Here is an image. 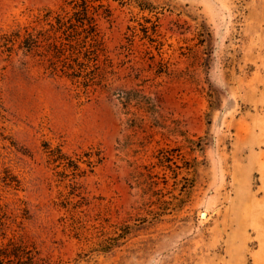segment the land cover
<instances>
[{
	"label": "rangeland",
	"instance_id": "374dc122",
	"mask_svg": "<svg viewBox=\"0 0 264 264\" xmlns=\"http://www.w3.org/2000/svg\"><path fill=\"white\" fill-rule=\"evenodd\" d=\"M63 1L0 0V35ZM105 3L114 88L140 85L204 150L133 128L112 92L80 96L0 52L1 233L37 248L40 264H264V0ZM154 25L162 55L143 38ZM162 60L169 74H157ZM46 144L79 158L82 176L52 163Z\"/></svg>",
	"mask_w": 264,
	"mask_h": 264
},
{
	"label": "trees",
	"instance_id": "16d2710c",
	"mask_svg": "<svg viewBox=\"0 0 264 264\" xmlns=\"http://www.w3.org/2000/svg\"><path fill=\"white\" fill-rule=\"evenodd\" d=\"M138 6L143 11H153L152 6L144 2ZM112 15V9L105 0H64L58 7L40 9L29 24L18 25L11 32L0 35V52L8 57L18 54L17 52L22 53L24 58H30L49 74L70 81L76 86L80 96L91 97L100 91L112 92L122 104L124 112L130 116L129 123L133 128L139 127L146 131L145 126H149L168 130L174 136L183 137L192 153L203 151V139L190 138L177 120L168 124V119L160 111V100L147 93L140 85L131 89L114 88L117 66L100 25L101 19H110ZM151 30L154 34L157 33V25L152 28L144 26L143 38H149L151 43L157 42L156 48L162 55L164 43L153 37ZM134 33L138 36L136 31ZM152 59H155L154 55ZM159 67L158 75L169 74V66L163 60L159 62ZM46 145L52 163L63 165L66 171L71 170L74 178L82 176L85 170H82L79 158L73 159L65 154L61 144L55 148ZM86 155L89 157L87 163L91 166L92 154L87 152ZM168 159L163 154L160 162L164 165ZM195 163L199 166L201 161L196 157ZM186 167L188 170L193 168L188 164ZM63 174L68 176L65 171ZM5 217L6 212L0 200V264H40L42 259L37 248L19 243L14 238L7 239L6 234L1 233ZM114 245L104 243L100 247L101 250L108 251Z\"/></svg>",
	"mask_w": 264,
	"mask_h": 264
}]
</instances>
